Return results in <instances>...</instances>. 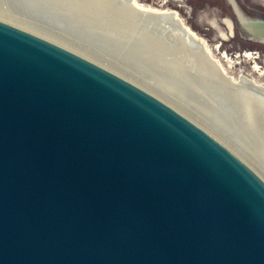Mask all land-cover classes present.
<instances>
[{
  "label": "water",
  "instance_id": "obj_1",
  "mask_svg": "<svg viewBox=\"0 0 264 264\" xmlns=\"http://www.w3.org/2000/svg\"><path fill=\"white\" fill-rule=\"evenodd\" d=\"M0 264H264V180L154 95L0 20Z\"/></svg>",
  "mask_w": 264,
  "mask_h": 264
},
{
  "label": "bare ground",
  "instance_id": "obj_2",
  "mask_svg": "<svg viewBox=\"0 0 264 264\" xmlns=\"http://www.w3.org/2000/svg\"><path fill=\"white\" fill-rule=\"evenodd\" d=\"M16 1L21 2L22 8L24 7L22 4L31 5V10H35L36 6L41 9L49 8L53 17L59 21L72 20L71 28L77 33L86 32L91 36L104 37L105 40L108 38L107 43L110 46L120 43L125 52L128 54L131 52L130 57L133 59L141 63L151 62L150 68L155 69L158 65L168 67V75L171 80L184 78V82H181L184 83L186 95L197 96L203 100L200 101L204 108L202 114L204 110H209L207 114L221 112L234 115L235 118L240 119L242 128L254 129L257 136L264 142L262 139L264 137V83L252 78L244 68H239L236 79L228 76L221 62L212 54L206 40L185 25L176 10L155 8L139 3L138 0ZM173 1L178 7L182 6V0ZM260 1L264 2V0ZM61 3L66 6L60 7ZM185 8L189 14L190 8ZM234 11L240 30L248 38L264 43V23L246 19L235 6ZM198 19L212 28L215 34L214 38L218 39V42L213 46V51L218 52L222 41H227L234 35V25L228 17L218 20L215 16L203 13L199 15ZM0 20L59 44L154 95L215 137L264 180V176L255 167L220 140L205 125L198 123L173 104L125 76L122 71L109 67L75 49L72 45L56 40L41 31L16 23L9 18L0 17ZM220 57L225 61L228 71L232 72L244 58L245 61L252 62V72L259 76L264 75V55L257 51L235 53L233 56H227L224 51L220 53ZM260 58L262 67L256 62V59Z\"/></svg>",
  "mask_w": 264,
  "mask_h": 264
},
{
  "label": "rangeland",
  "instance_id": "obj_3",
  "mask_svg": "<svg viewBox=\"0 0 264 264\" xmlns=\"http://www.w3.org/2000/svg\"><path fill=\"white\" fill-rule=\"evenodd\" d=\"M139 3L151 5L159 9L176 10L185 25L189 26L198 36L204 38L208 46L212 50V54L221 62L223 68L227 71V75L236 79L239 68H244L246 73H249L252 78L264 83V75H258L252 72V62L242 59L240 65H236L231 72L227 70L226 63L220 57V53L224 52L227 56H233L235 53L243 54L244 52H259L264 55V50L260 48L263 43L252 40L245 35L239 27L236 18L232 15H226L216 6L208 3V0H182V6L178 7L173 0H138ZM239 6L245 11L255 12L246 4L248 0H237ZM21 7V2L16 0H0V17L9 18L16 23L24 24L32 29L41 31L42 33L53 37L56 40L72 45L75 49L85 53L87 56L98 60L118 71H122L125 76L140 83L143 87L163 98L170 104L182 112L188 114L191 118L200 124L205 125L213 134L220 140L224 141L236 153L242 156L253 167L264 176V142L257 136L254 129L242 128L240 119L234 115L213 112L207 114L204 110L202 114L201 98L197 96H188L184 93V78L170 79L168 75V67L156 66L150 68L151 62H140L133 59L131 52H125L122 44L117 43L110 46L107 43L109 40L96 35H89L86 32L77 33L71 28L72 20L59 21L53 17L52 11L41 9L36 6V9L31 10V5ZM64 3L60 7H65ZM190 8V13L187 14L186 8ZM260 8V6H258ZM257 10H262V8ZM207 13L210 16H215L218 20L228 17L231 18L234 25V35L227 41H222L219 45V51H213V46L218 42L215 39L214 31L205 22L199 21V15ZM246 16L249 17L246 13ZM264 13L258 12L250 18L254 20H262L261 16ZM10 24V23H9ZM15 26V25H14ZM262 59H256L259 66L262 67ZM184 82V81H183ZM201 101V102H200ZM201 108V109H199ZM264 140V137L262 138Z\"/></svg>",
  "mask_w": 264,
  "mask_h": 264
},
{
  "label": "flooded vegetation",
  "instance_id": "obj_4",
  "mask_svg": "<svg viewBox=\"0 0 264 264\" xmlns=\"http://www.w3.org/2000/svg\"><path fill=\"white\" fill-rule=\"evenodd\" d=\"M235 1H236V4H237L238 8H239V11L241 12V14L246 19H248L250 21H257V22H263L264 23V21H262V20L261 21L260 20H254V19L250 18V16H254L258 12L264 13V2H262L260 0H248V1H246V4L249 6V8L251 10H253L255 12H249V11H245L244 12V10L241 8V6H239L238 1L237 0H235ZM208 3L216 6L219 9H221L224 14L230 15V16L233 15L236 18L235 11L231 7V5L227 2V0H208ZM258 6H260V8H262V10H260V11L257 10L259 8ZM244 13H246L247 15H249V17L246 16ZM261 17L264 18V15H262ZM229 19H231V18H229ZM261 43H263V42H261ZM260 48L264 50V45H261Z\"/></svg>",
  "mask_w": 264,
  "mask_h": 264
}]
</instances>
